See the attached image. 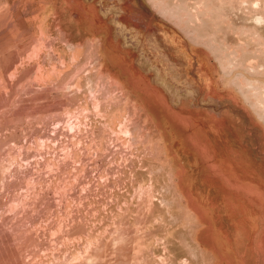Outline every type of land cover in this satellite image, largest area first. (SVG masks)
<instances>
[{
	"label": "rangeland",
	"instance_id": "obj_1",
	"mask_svg": "<svg viewBox=\"0 0 264 264\" xmlns=\"http://www.w3.org/2000/svg\"><path fill=\"white\" fill-rule=\"evenodd\" d=\"M96 4L0 0V264H264V0H115L173 35L141 112L64 38Z\"/></svg>",
	"mask_w": 264,
	"mask_h": 264
},
{
	"label": "crops",
	"instance_id": "obj_2",
	"mask_svg": "<svg viewBox=\"0 0 264 264\" xmlns=\"http://www.w3.org/2000/svg\"><path fill=\"white\" fill-rule=\"evenodd\" d=\"M71 15L75 23L62 28L64 38L76 48L89 40L97 70L114 82L118 93L129 98L136 111H148L147 106L156 100L165 104L168 98L170 102L175 99L172 93L162 91L178 79L172 34L155 25L132 23L115 0L112 6L98 8L96 4L90 26L78 22L86 15L82 9Z\"/></svg>",
	"mask_w": 264,
	"mask_h": 264
}]
</instances>
